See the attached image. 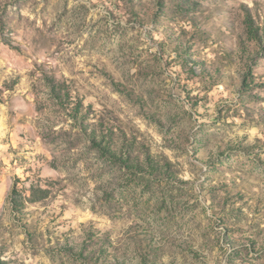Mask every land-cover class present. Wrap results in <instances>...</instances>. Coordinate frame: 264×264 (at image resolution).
Listing matches in <instances>:
<instances>
[{
  "label": "rangeland",
  "instance_id": "rangeland-1",
  "mask_svg": "<svg viewBox=\"0 0 264 264\" xmlns=\"http://www.w3.org/2000/svg\"><path fill=\"white\" fill-rule=\"evenodd\" d=\"M0 264H264V0H0Z\"/></svg>",
  "mask_w": 264,
  "mask_h": 264
},
{
  "label": "trees",
  "instance_id": "trees-1",
  "mask_svg": "<svg viewBox=\"0 0 264 264\" xmlns=\"http://www.w3.org/2000/svg\"><path fill=\"white\" fill-rule=\"evenodd\" d=\"M246 21H247L246 22L247 31L249 35L252 38L258 39L260 34H262L260 29L254 24L253 20H251V18L248 15H246ZM50 86L56 94H61L62 92H65L66 90L65 88L66 84L63 82L55 83L53 81L52 83H50Z\"/></svg>",
  "mask_w": 264,
  "mask_h": 264
}]
</instances>
